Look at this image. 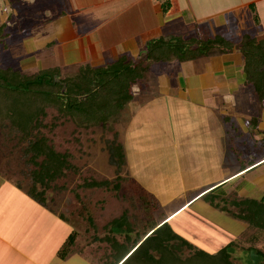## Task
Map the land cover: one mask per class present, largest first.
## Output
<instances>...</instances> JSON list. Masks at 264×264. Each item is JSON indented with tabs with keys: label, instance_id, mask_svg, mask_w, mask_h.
Listing matches in <instances>:
<instances>
[{
	"label": "crops",
	"instance_id": "crops-1",
	"mask_svg": "<svg viewBox=\"0 0 264 264\" xmlns=\"http://www.w3.org/2000/svg\"><path fill=\"white\" fill-rule=\"evenodd\" d=\"M195 23H211L207 26L217 35L223 33L238 45L245 36L264 39V0H0V25H6L11 38L10 52L19 58L16 66L28 73L55 67L78 70L86 64L97 67L124 54L139 58L150 41L188 34ZM175 63H166L163 73L157 65L134 92L137 97L150 90L147 98L159 95L189 103L199 111L187 112V126L192 130V125H203L197 137L189 130L170 128L173 136H183V159L193 165L178 171L187 175L186 189L192 193L154 224L167 222L196 247L214 253L241 241L231 240L240 233L239 225L218 231L190 209H219L204 200L210 191L217 202L229 201L228 214L235 210L231 200H264V107L246 78L244 55L238 49ZM172 146L180 147L177 141ZM152 196L157 204L162 202ZM232 218L248 226L250 235L243 241H264V232Z\"/></svg>",
	"mask_w": 264,
	"mask_h": 264
},
{
	"label": "rangeland",
	"instance_id": "rangeland-1",
	"mask_svg": "<svg viewBox=\"0 0 264 264\" xmlns=\"http://www.w3.org/2000/svg\"><path fill=\"white\" fill-rule=\"evenodd\" d=\"M195 24L189 35H217L207 26L211 23ZM10 40H6L7 47L0 45V67L34 74L16 66L19 58L10 52ZM157 65L161 67L160 73L165 72L166 63ZM61 71L67 76L77 69L62 68ZM153 87L160 89V85ZM137 88H133L134 92ZM149 91L134 96L119 120L108 128H80L71 120L60 117L54 108L47 110L43 120L47 127L41 128V132L56 150L71 154V163L77 168L67 171L66 178L51 184L44 195L47 208L27 194L33 186L31 172L34 166L26 162L23 151L26 144H21L19 134L12 131L7 122L0 124V264H97L109 244L96 241L94 237L109 235L107 225L112 220L127 212L135 228L134 234L138 235L147 229L151 220L159 221L163 214L191 197L192 191L186 189L189 186L187 175L181 176L178 171L191 169L193 165H189L190 159H183V136H173L170 128L189 130L192 136H199L203 125H192L191 130L186 117L188 111L195 115L199 109L176 98L165 99L159 95L147 98ZM183 112L185 116H182ZM52 125L55 127L51 128ZM116 132L126 152V164L121 171L117 170L108 151V144L114 140ZM175 136L180 145L178 150L172 146L176 142L173 141ZM200 150L203 152L204 146ZM118 175L126 178L118 193L112 189L105 193L103 189L83 187L85 181H114ZM134 180L146 188L147 194L135 186ZM38 190H42L40 185ZM152 193L162 202L157 204ZM88 209L92 212L93 223L87 220L91 216ZM190 211L218 231L239 225L240 233L232 235L231 240L241 241L231 251L240 264L248 263L251 258L254 250L248 251L249 244L264 251V241H243L250 235L248 226L242 222L236 224L229 211L219 208L208 212L202 208L197 210L196 206ZM73 230L79 234L74 247L77 254L61 260L56 254L57 249ZM194 242L206 248L199 241Z\"/></svg>",
	"mask_w": 264,
	"mask_h": 264
},
{
	"label": "trees",
	"instance_id": "trees-1",
	"mask_svg": "<svg viewBox=\"0 0 264 264\" xmlns=\"http://www.w3.org/2000/svg\"><path fill=\"white\" fill-rule=\"evenodd\" d=\"M163 8L168 11L169 4L164 2ZM255 20L259 22L256 14ZM7 39L6 25L2 24L0 45L3 48L7 47ZM235 49L243 53L244 73L264 107V39H252L250 36H245L239 45L220 34L161 37L150 41L145 53L138 59L124 54L102 66L82 65L74 74L67 76H63L59 67L34 74L0 67V124L7 122L10 129L19 134L21 144H26L23 149L26 162L34 166L31 172L33 186L27 194L47 208L44 195L51 184L66 178L67 171L77 170L71 163V154L56 150L41 132V128L47 127L43 120L49 108H54L60 117L71 120L80 128H108L119 120L121 113L132 102L134 86L144 82L157 64L172 60L190 61L215 53L229 54ZM118 139L116 132L114 140L108 144V151L117 170L121 171L126 164V152ZM124 181L126 178L118 175L114 181H85L83 187L103 189L105 193L112 189L118 193ZM134 182L147 194L139 183ZM38 185L42 190H38ZM203 198L214 207L229 211L226 205L229 201L220 198L217 202L214 191L206 193ZM230 203L235 208L231 213L234 218L264 232V200H231ZM87 211L91 215L87 220L93 223L92 212L90 209ZM149 226L150 229L147 227L143 233L135 235L127 212L112 220L107 225L109 235L94 237L96 241L109 244V249L97 264H240L231 251L236 248V242L211 253L193 245L167 222L158 225L152 221ZM78 238V232L73 230L59 249L58 258L66 260L75 253ZM251 250L260 257L259 261L254 263L250 258L246 264H264V251L255 246L248 247V251Z\"/></svg>",
	"mask_w": 264,
	"mask_h": 264
},
{
	"label": "water",
	"instance_id": "water-1",
	"mask_svg": "<svg viewBox=\"0 0 264 264\" xmlns=\"http://www.w3.org/2000/svg\"><path fill=\"white\" fill-rule=\"evenodd\" d=\"M259 256L255 254L254 251L251 252V259L254 263H257L259 261Z\"/></svg>",
	"mask_w": 264,
	"mask_h": 264
}]
</instances>
